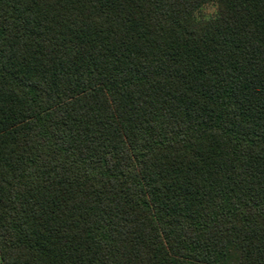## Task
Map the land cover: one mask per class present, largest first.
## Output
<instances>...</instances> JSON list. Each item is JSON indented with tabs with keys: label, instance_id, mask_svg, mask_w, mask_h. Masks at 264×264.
I'll use <instances>...</instances> for the list:
<instances>
[{
	"label": "trees",
	"instance_id": "obj_1",
	"mask_svg": "<svg viewBox=\"0 0 264 264\" xmlns=\"http://www.w3.org/2000/svg\"><path fill=\"white\" fill-rule=\"evenodd\" d=\"M0 264H264V0H0Z\"/></svg>",
	"mask_w": 264,
	"mask_h": 264
}]
</instances>
